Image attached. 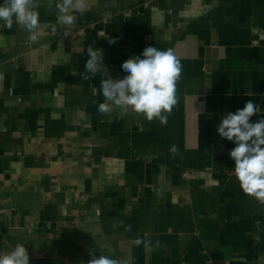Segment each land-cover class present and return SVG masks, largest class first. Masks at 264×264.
<instances>
[{
	"label": "crops",
	"instance_id": "crops-1",
	"mask_svg": "<svg viewBox=\"0 0 264 264\" xmlns=\"http://www.w3.org/2000/svg\"><path fill=\"white\" fill-rule=\"evenodd\" d=\"M59 2L38 0L36 40L0 21V252L264 264V203L240 188L235 144L217 132L249 100L264 118V0H88L70 27ZM89 46L113 79L146 47L172 49L182 72L167 123L99 113L102 77L82 76Z\"/></svg>",
	"mask_w": 264,
	"mask_h": 264
},
{
	"label": "clouds",
	"instance_id": "clouds-1",
	"mask_svg": "<svg viewBox=\"0 0 264 264\" xmlns=\"http://www.w3.org/2000/svg\"><path fill=\"white\" fill-rule=\"evenodd\" d=\"M38 0H4L0 4V21L11 28L15 22L23 25L36 40L39 26ZM62 14L64 25L70 27L75 22L73 12L83 14L88 8V0H60L56 4ZM115 43V41H110ZM88 59L82 76L93 79L100 74V89L104 102L99 103L97 111L109 114L114 109H131L148 121L158 119L166 124L168 115L177 103L176 83L180 79L182 65L172 49L160 50L154 46L146 47L142 54L125 60L121 67L127 73L122 79H113L108 67L103 63V52L87 49ZM261 111L252 100L235 112H228L217 126L218 135L235 144L229 152L234 161V174L242 191L264 203V118L253 122L252 117ZM171 151L175 152V146ZM92 258L87 264H117L106 256ZM0 264H30L28 249L16 243L11 250L0 252Z\"/></svg>",
	"mask_w": 264,
	"mask_h": 264
}]
</instances>
